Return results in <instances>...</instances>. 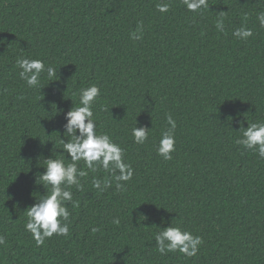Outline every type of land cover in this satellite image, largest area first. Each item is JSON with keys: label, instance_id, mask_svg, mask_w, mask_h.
<instances>
[{"label": "trees", "instance_id": "trees-1", "mask_svg": "<svg viewBox=\"0 0 264 264\" xmlns=\"http://www.w3.org/2000/svg\"><path fill=\"white\" fill-rule=\"evenodd\" d=\"M208 6L0 0V264H264V159L237 143L240 128L264 122V0ZM241 27L253 36L234 37ZM20 57L57 68L58 79L44 75L41 92L28 88ZM91 85L101 92L97 134L124 149L134 174L122 191L115 181L99 191L93 179L111 175L85 169L70 189L69 234L38 246L25 230L27 209L50 193L36 174L43 159L61 158L64 114ZM169 114L176 150L165 161L156 148ZM135 126L150 130L144 145L133 142ZM169 226L202 238L194 257L156 250L158 228Z\"/></svg>", "mask_w": 264, "mask_h": 264}, {"label": "clouds", "instance_id": "clouds-1", "mask_svg": "<svg viewBox=\"0 0 264 264\" xmlns=\"http://www.w3.org/2000/svg\"><path fill=\"white\" fill-rule=\"evenodd\" d=\"M183 2L186 8L193 13L208 10L209 7L208 0H183ZM169 7L168 3H161L157 5V10L166 13ZM225 15L224 12L218 14L217 29H223ZM257 19L264 27V12L258 13ZM142 32V25H138L131 38L141 39ZM233 36L247 40L253 36V32L251 29L241 27L233 32ZM2 43L3 41H0V44ZM16 64L20 69L19 78L28 88L39 92L44 88L41 83L44 75L49 81L58 79L57 68L51 65L46 66L43 60L20 57ZM100 95V89L96 85L80 89L78 106H72L64 114L66 123L63 125V139L59 141L63 146L61 158L43 159L44 171L42 174H36L39 177L35 181L36 185L47 188L50 193L40 196V199L27 209L28 220L25 230L32 235L38 246L43 245L45 239L53 237L54 234L57 236L69 234L70 212L67 203L73 200L70 189L73 186L77 188L81 186V178L88 175L85 169L93 173L98 169H103L111 175V180L93 179V187L99 191L110 188L113 181L116 182V189L122 191L125 184L133 177L134 170L129 163L125 162L124 149L113 142L107 133L97 134L93 106ZM166 123L168 127L162 131L156 151L163 160L169 161L176 150L177 123L170 114L166 117ZM239 131L242 132V138L237 140V143L246 150L256 152L261 159H264V122L251 123L246 129L240 128ZM149 133L150 130L135 126L131 130L133 142L137 145H144L149 140ZM64 154H67V159ZM81 161H83L84 168L79 167ZM119 222V219L113 221L115 224ZM158 229L159 231L155 234V244L156 250L161 255L179 252L186 257H194L203 243L200 236H193L192 233L179 227L169 226ZM96 230L93 229V231ZM5 243V239L0 237V245Z\"/></svg>", "mask_w": 264, "mask_h": 264}]
</instances>
